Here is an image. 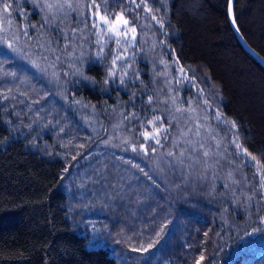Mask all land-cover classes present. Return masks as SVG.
Wrapping results in <instances>:
<instances>
[{
	"label": "trees",
	"instance_id": "trees-1",
	"mask_svg": "<svg viewBox=\"0 0 264 264\" xmlns=\"http://www.w3.org/2000/svg\"><path fill=\"white\" fill-rule=\"evenodd\" d=\"M53 2L0 0V264H264V68L227 0L129 1L101 57L91 0ZM233 15L264 59V0Z\"/></svg>",
	"mask_w": 264,
	"mask_h": 264
},
{
	"label": "snow or ice",
	"instance_id": "snow-or-ice-1",
	"mask_svg": "<svg viewBox=\"0 0 264 264\" xmlns=\"http://www.w3.org/2000/svg\"><path fill=\"white\" fill-rule=\"evenodd\" d=\"M108 2V0H104V3L106 4ZM132 3H136V0H132ZM141 4L144 5V9L147 12H150L151 9L148 7V4L146 2V0H141ZM231 4H232V0H229V11L231 12ZM140 5H137V7H139ZM10 5L8 3H4L3 4V12H7L9 9ZM46 7L49 10H53V9H63L65 7L68 8H72L73 5L69 2V0H63V2H60V0H54L53 3H48L46 5ZM88 8L91 12L92 17H94V21L92 24V27L96 30L95 34L97 36V43L101 45V50L100 52L97 53L98 57H101L103 54V45L105 43L106 38L111 39L113 36L116 38V44L118 46V48L120 46H122V41H125V38L129 37V35L131 36V39L126 40L127 43H131L132 41H134L136 39V27L135 26H129L130 25V21L128 19L125 18V12L124 10H122L121 12L115 14V18L114 19H110L109 16L110 14L107 13L106 9L102 10L100 4L97 3V0H91V3L88 5ZM92 9H95V11H92ZM153 21H155L157 24H159L161 27H163V21L160 19H157V17L155 15L152 16ZM233 23H235V21L233 20ZM75 31V30H74ZM12 43H8V47L12 48ZM127 55V49H125L124 53H117L113 59H112V67L108 69V76H113L115 75L116 72V64L118 61L123 60L124 56ZM176 63H179V61L177 60ZM179 71L183 74L185 72L184 68L181 67L179 69ZM77 72H80L79 69H77ZM82 74V73H81ZM126 75V73H125ZM105 83H107V81H105ZM121 83H123V76L121 77ZM152 97H149V102H151ZM173 103H175V98H173ZM205 103H207V101H205ZM177 111H181V109H177ZM185 111H189V112H195L194 108L189 107L188 109H186ZM220 117V114L217 113V118ZM160 117H154L153 120L148 121L149 124H153L155 120H159ZM232 124V127L235 128L236 124L235 122H230ZM202 125H197V130H196V135H199V128ZM165 131V129L163 127L161 128H153V131L147 132L145 131L143 133L145 140L147 141L149 138L155 139L156 143L159 144L160 140L158 139V136L161 132ZM186 135V133H182L181 134ZM167 138V137H165ZM125 142H127L125 140ZM107 143V141H106ZM189 144H193L194 141H188ZM234 143H236V147L238 150L242 149L243 152L245 153V155L247 156H251L250 153H248L246 148H243V146L241 144H239L237 141H234ZM200 148H203L204 145L201 144L199 145ZM141 149H145V145L141 144L140 145ZM136 147L133 146L132 151H136ZM153 151H155V148L152 149ZM193 152H195V148L192 149ZM185 153L182 151L180 153L181 156H183ZM168 155H173V153L169 152ZM203 155L205 157L209 156V152L208 151H204ZM253 160H255L256 158L254 156L251 157ZM181 163H183V161H181ZM259 163V162H257ZM138 167V165H137ZM229 178H231V173H229ZM261 181L264 182V175L261 176ZM262 186H264V184H262ZM227 187V185H226ZM157 236H159V233H157ZM156 243V241H153L152 243H149L147 245V247H139V248H135L133 249V251H138V252H147L149 249L154 247V244ZM204 259V256L201 255L200 258L196 261V264H200V262Z\"/></svg>",
	"mask_w": 264,
	"mask_h": 264
},
{
	"label": "water",
	"instance_id": "water-1",
	"mask_svg": "<svg viewBox=\"0 0 264 264\" xmlns=\"http://www.w3.org/2000/svg\"><path fill=\"white\" fill-rule=\"evenodd\" d=\"M233 3L234 0H232L231 4V12L229 11V0H227V8H226V14H227V20L229 23V26L237 40V42L240 44V46L262 67L264 68V59L254 50L252 49L249 44L245 41L241 33L239 32L236 23H233L234 15H233ZM235 21V20H234Z\"/></svg>",
	"mask_w": 264,
	"mask_h": 264
},
{
	"label": "rangeland",
	"instance_id": "rangeland-1",
	"mask_svg": "<svg viewBox=\"0 0 264 264\" xmlns=\"http://www.w3.org/2000/svg\"><path fill=\"white\" fill-rule=\"evenodd\" d=\"M129 1H132V0H124V2L122 3V5H121V9L122 10H125V5L129 2ZM116 4H119V2H116ZM103 9H106V8H103ZM190 10V9H189ZM191 13V12H190ZM195 13V12H194ZM115 14H117V13H114V15L113 16H109V18L110 19H114L115 18ZM195 16H197V19H199V20H201L202 19V15L201 14H197V15H195ZM126 18V17H125ZM261 18H262V16H261V14H259V13H257V14H254L253 15V17H252V15L250 16L249 15V20H250V22L251 23H253V24H256L257 22H260V20H261ZM126 19H128V18H126ZM129 20V19H128ZM130 21V20H129ZM198 23V22H197ZM229 24V23H228ZM129 26H134L133 25V23L132 22H130V25ZM131 38V36L129 35V37H127V38H125V40H129Z\"/></svg>",
	"mask_w": 264,
	"mask_h": 264
}]
</instances>
